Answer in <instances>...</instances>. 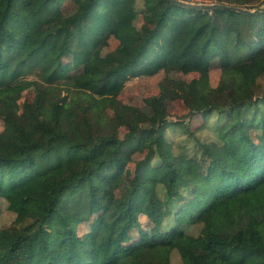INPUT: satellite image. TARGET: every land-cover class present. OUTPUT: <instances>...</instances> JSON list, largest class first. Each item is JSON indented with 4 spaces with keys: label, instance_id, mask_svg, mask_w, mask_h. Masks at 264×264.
Segmentation results:
<instances>
[{
    "label": "trees",
    "instance_id": "16d2710c",
    "mask_svg": "<svg viewBox=\"0 0 264 264\" xmlns=\"http://www.w3.org/2000/svg\"><path fill=\"white\" fill-rule=\"evenodd\" d=\"M66 1L76 7L70 15ZM186 2L264 8V0ZM107 36L117 46L97 59ZM216 60L225 63L213 87ZM162 65L203 76L162 78L143 99L151 110L143 119L118 97ZM263 76L264 11L0 0V201L14 215L0 226V264H264ZM168 100L183 103V120H170ZM168 130L186 137L168 139ZM130 163L118 198L101 182H117Z\"/></svg>",
    "mask_w": 264,
    "mask_h": 264
},
{
    "label": "rangeland",
    "instance_id": "374dc122",
    "mask_svg": "<svg viewBox=\"0 0 264 264\" xmlns=\"http://www.w3.org/2000/svg\"><path fill=\"white\" fill-rule=\"evenodd\" d=\"M185 1H191V2H207V0H185ZM76 7L71 1H66L62 5V10L66 15H70L75 11ZM132 24L137 28L140 29L143 25V19L140 14H136L132 17ZM117 46V41L112 37V36H107L102 44L99 46V48L96 51V58L97 59H102L103 56L115 49ZM65 65L67 68L69 67V64L71 62V58L68 57L64 59ZM224 63L225 60H216L215 62L212 63L210 66L209 70V83L211 86L215 87L218 82L219 78L222 76L224 72ZM203 76V72L200 70H192V69H185L181 72L174 71L169 65H162L159 66L155 69L152 70V72L147 75V76H141L137 77L134 79H131L128 81L123 90L121 91L118 100L125 105L133 106L136 108L141 115L143 119H148L151 116V110L150 108L144 103L143 99L148 98L150 96L156 95L159 91L158 84L160 80L164 77H170L174 79H181L186 82L192 80V79H200ZM259 86L262 88L264 87V76L261 77L258 80ZM34 96V90L33 88H28L26 89L21 98L15 103V107L18 111L21 110V105L23 101L28 100L31 101ZM169 117L171 121H176V120H183L185 114H186V109L183 106V103L181 101H167L166 104ZM105 115L112 121L115 126H116V132L119 137H123L125 134L126 130L124 125L122 124L121 120L118 119L111 111L110 109H105ZM81 120V118L79 117ZM185 123H189L184 119ZM215 122V117H211L210 119V124H213ZM203 124L202 118H196L191 120V126L196 128L197 126H200ZM3 130V122L0 120V131ZM198 136L202 139L203 137H211L210 133L204 132V133H198ZM186 134L182 133L180 131H173L168 130L167 132V138L171 139L174 138L175 141H183L185 139ZM192 143H190V146ZM144 150L141 149L138 152L134 153L133 155V160H139L143 157ZM133 171V164L130 163L124 174L123 177L118 180L117 182H110V181H105L101 182V185L109 191L112 189L114 194L118 197L121 198L123 194L125 193V187L128 179L131 177ZM14 218V215L6 212L3 209V204L0 201V226L1 227H6L10 225ZM143 223H145V219L143 218L141 220ZM87 228V225L85 226ZM84 227V228H85ZM82 229L81 231L84 232L85 229ZM173 264H177L176 261H174Z\"/></svg>",
    "mask_w": 264,
    "mask_h": 264
},
{
    "label": "water",
    "instance_id": "95a60500",
    "mask_svg": "<svg viewBox=\"0 0 264 264\" xmlns=\"http://www.w3.org/2000/svg\"><path fill=\"white\" fill-rule=\"evenodd\" d=\"M166 1L190 9H221V10H228V11H233L242 14H249V15H258L260 12L264 11V8L250 10L242 7L230 6L224 4H205V3L195 4L182 0H166Z\"/></svg>",
    "mask_w": 264,
    "mask_h": 264
}]
</instances>
